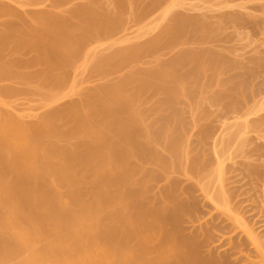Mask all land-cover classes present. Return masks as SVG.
Instances as JSON below:
<instances>
[{
  "label": "bare ground",
  "instance_id": "6f19581e",
  "mask_svg": "<svg viewBox=\"0 0 264 264\" xmlns=\"http://www.w3.org/2000/svg\"><path fill=\"white\" fill-rule=\"evenodd\" d=\"M32 1L34 2V0ZM104 1L106 2L107 0ZM104 1L82 0L78 2L80 3V7L77 4L75 5H77V10L80 13L82 12L81 10L84 9L88 14L100 11V16L103 5L105 7L108 6V3L106 4ZM113 1L111 7V0L109 2L110 14L111 11L120 14L121 12L118 10L123 9L124 11L126 3L129 2V0L125 2L124 0H117V6L114 7L113 5L115 2L113 4ZM208 1L213 2L214 0ZM224 1L226 2V0H222L221 3ZM229 1H231V6H233V8L227 7L228 11L227 9L221 11L225 13L224 16L222 13L220 18L214 16L216 23L218 22V25L221 23L224 25H226L225 23H234L235 27L231 24L234 28V33L245 35V37L246 35H248L247 37H256V34L251 35L252 31L254 29H261L258 34L263 36L264 33L262 34L261 32H264V0H227V6L230 5ZM234 1H238L239 5L241 3H239V1H242L241 5H238L239 8L237 5L235 6L236 10H234V5L236 4ZM36 2H38V0H36ZM174 2L175 0L173 3ZM28 3L29 1L27 0H0V20L2 21L1 18L4 17L6 13L8 15L5 16V19L2 21V24H5L3 28L0 23V264H213V261L210 262L212 256L209 263V259L207 261L204 260V263L202 261L199 263V253L196 249L197 246L194 245L196 242L193 243L194 240L181 239L179 237L181 235L178 231L171 227L174 223L173 221L176 220L177 222V219H179L180 213L176 216H169L171 206L168 210V201L171 199L169 200L168 198L167 204L165 200L163 201V199L167 198H164L162 195L163 193H161L165 190V186L163 187L164 190L160 189L157 191L156 188L158 189V185L155 187L156 183H153V185H155L153 190H155L154 193H151L156 194L157 191L159 195L161 191V198L157 197L156 194L153 200V195H151V197L149 195L150 191L148 193L149 183L151 191H153L152 182L150 180L156 176L159 178L161 175L164 177V181L162 182L166 181L167 183L164 193H167L168 183L170 186L172 185V187L177 188L176 184L179 180L180 184L182 183V185L179 186L183 188L184 179H175L171 176L168 178L167 174L169 175L170 171L168 173H165V171H167V167L169 168L168 170L173 172L171 167H174L175 160L176 163L178 162V165H180L184 160H189V158H187L189 155L191 162L192 154L189 153L192 152L190 148L187 147L190 151L188 152L186 146H182L181 149L179 147L177 150L178 152H175L176 155L174 154L176 159L171 160L174 161V164H171V161H167V166L166 161L160 158L158 154L159 152H163V150L154 138V134L150 133L151 130L146 124V121H142V119L138 117L139 115L137 116L138 108L140 107L135 105L133 98H130L133 94L131 93L128 95V93L131 92V90L128 89V87H130V84L128 85L127 82L128 80H125L123 84L120 83V86L118 78V82L116 81L115 83H110L108 81L109 75L105 79L106 74L104 71L109 68V63L111 61L114 62V60L120 61L125 54L124 52L122 57L118 58L121 54V50L123 49L124 51V48L130 49L132 43H136V48H134L133 51L135 50L136 52L138 50L139 53L140 48L137 49V47H139L137 43L140 42L139 44H141V41L137 42L135 40L134 42L130 39V44L128 38H126L127 40L125 38H123L124 40L118 38V41L114 39V41L117 42L102 43V45H96L85 50L86 52L83 55V60L81 59L82 61L78 62L76 61L77 59L74 60V58L79 52L81 39L75 36V30L73 35L66 36L65 34L67 37L66 39L63 34L65 29L60 26L59 29L54 26L52 27L48 24V17H43V19H41L42 13H46V16L47 13H50L49 17H51V19L49 20L54 19L53 23H55V20L58 22L60 13L64 15V13H71L72 10L74 12L76 8V6L72 4L74 1L68 3V5L65 3L66 5L63 7H60V5L57 7V5L55 6V4L51 3L54 6L50 4L53 6L50 7V9H47V6L45 7L43 4L40 5L41 3H36L35 5ZM173 3L171 1V5ZM219 3L216 5L219 6ZM232 3H234V5H232ZM151 4L153 3L151 2ZM27 5L28 7L29 5L32 7H36L37 5L41 6H37L34 11L32 10L33 13L41 14V18H36L35 16L33 17L34 20H31V17L28 19L27 15L25 18L23 13H29L28 9L32 8H28ZM131 5L133 6V4ZM134 5H136V3H134ZM167 5H169V3ZM171 5H169V8ZM176 5H178V2ZM221 5L222 4H220V6ZM44 7L46 8L45 10ZM112 7L113 9H111ZM109 8L107 7L108 10ZM88 9L91 12H89ZM230 9H232V12L229 11ZM242 9L245 11L241 12ZM29 10L31 11V9ZM77 10H75V12ZM246 10H250V12ZM251 10H256V13L254 12L255 15L261 12L259 13V16L260 14L261 16H253L250 14L252 13ZM105 11L103 7V12ZM1 13H4V16H1ZM13 13H22L23 17L22 15H13ZM172 13L171 11L170 14ZM51 14L54 17L53 19ZM54 14L57 16L59 15L58 18ZM88 14L86 20H91ZM94 14L93 17L95 16ZM203 14L204 11H202V15ZM106 15L107 13L101 15L99 20L102 18L101 20L103 21V17ZM118 15L116 14L117 17ZM107 16L109 17L110 15ZM165 16L168 18L167 15ZM204 16L207 19L208 16L205 14ZM37 17L39 16L37 15ZM94 18L96 19V17ZM163 18L164 16L162 15V21ZM166 18L163 24L166 22ZM109 19H111V16ZM206 19H201L204 24L203 26L201 22V27H203L202 30L205 28V25V30H207V23L211 17L209 20L207 19L208 21ZM212 21L214 25H216L215 21ZM83 23L82 20L79 22L82 26ZM157 23L159 25L160 21L155 24L157 25ZM214 25L213 29L215 28ZM218 25L216 26L218 27ZM221 26L222 25L219 27ZM239 26L240 31L236 29ZM215 30L216 29H214V31ZM217 31L215 35L218 37L219 32L223 31V26L221 31H218V34ZM72 32L73 31H68L67 33L71 34ZM140 32H144V30H140ZM214 33L215 32L211 34L214 36ZM74 37L79 39L80 43ZM259 39L261 41L260 37ZM125 43L127 44L124 47L123 44ZM128 43L130 44L129 48H127ZM9 47H11V49ZM16 50H18V52L22 50V56L20 53L18 54V52L15 53ZM31 50L33 53L31 52L32 54L29 56ZM28 51L29 53H27ZM105 51L111 53L108 55L109 58H106V56L104 57V54H106L104 53ZM135 52H133V54ZM25 53L29 56V59ZM101 54H103V57H101ZM24 55L26 58H24ZM35 63L36 69L32 70ZM28 64H32V68ZM38 64L40 65L39 69L37 66ZM153 66L154 64L151 68H149L150 66L148 67L150 69L149 72L153 74L151 70H153V72L156 70L159 75L157 80H170L177 76V71L171 68L167 67V69L166 67L157 66L153 68ZM136 67L139 66L135 65L134 70H132L133 66L132 68L130 67L126 76L124 75V78H128V74H131L129 79L133 76L132 74L136 75V71L138 73ZM71 71L74 72V77L70 74ZM68 72L69 75H67ZM90 72L91 74L92 72L93 74L97 72L99 76L104 74L103 76L101 75L104 81L100 77V81L98 82L96 81L93 83L92 80V85L91 82L89 83L91 79H87L88 75L89 77L91 76L89 74ZM98 72L102 73L98 74ZM81 74L83 75L82 78L79 77ZM70 75L72 76V78H70L72 80L69 81L67 78ZM84 75H86L87 78ZM95 75L94 77L97 76ZM121 78L123 79L122 75L119 76V80ZM132 79H134V76ZM144 80L147 81L148 79ZM67 81L68 83L72 81L70 85H66L68 88L64 90L60 89L62 84ZM126 82L128 87L124 85ZM140 82L139 80V83ZM135 83L137 84L138 82L135 81ZM59 85L61 86L58 90L57 87ZM133 85L135 87V84ZM122 86L127 87L129 92L126 88L124 90L127 92L122 90ZM144 87L147 89L146 84L142 89H145ZM19 91L21 93L24 91L30 93L29 95L32 94L39 97L37 98V102L34 101L36 98L33 100V96L31 95L32 98L31 96L30 98L32 101L26 103L28 106L30 103H32V106L35 104L34 108L31 104L28 107L25 103H22L25 109L23 106V109L21 108V104L19 108H17V102L20 99L18 98L17 101V98L15 99L16 105L12 97H16L17 94L19 96ZM121 91L126 92V95H123ZM21 100L23 99L21 98ZM131 102H133V105ZM39 110L40 112H38ZM187 110L188 108L184 107V112ZM188 111L186 112L188 113V117L185 118V121H187L186 119H189V115H191L190 120L194 125L196 112L190 111L191 113H189ZM137 117L139 118L138 120ZM193 120L194 122H192ZM183 124L185 126L187 125V123ZM204 129L205 128L202 130ZM209 130L207 131L209 132ZM224 136H226V134H224ZM202 139L203 138H201V140ZM231 147L233 149V146ZM218 150L216 148L215 152L217 153ZM222 152L224 151L222 150ZM179 153H181L182 156L186 153L185 157L187 159H185V157L182 158ZM178 154L183 159L182 161ZM157 156L159 159H157ZM226 156L227 159L230 158V155L228 156L227 154V149ZM150 160V165H154L152 161L156 163V165L151 168L149 165ZM146 161H148L146 166H149V168L145 166ZM190 162L188 161V164L192 165V162ZM220 162V165H218V162L216 164L218 165V167L216 166L217 169H213L214 172L215 170L219 171L215 174L216 177L214 174L211 175L210 172L208 173V171L212 169L211 166L210 169L207 168V171L205 170L206 168L204 170L206 175L210 174V178L214 175L213 177L217 179V182L219 181L220 184H223L228 177L224 175V169L221 168V165L224 168L223 161L219 160V163ZM170 164L172 166H170ZM183 166L184 164H182L181 168H183ZM140 170L142 172H140ZM137 171H139L138 175H142L138 176L136 174ZM186 171L188 170L185 169V173ZM200 173L201 172H198V174ZM188 174H190L191 177L193 176V173L190 171ZM201 174L202 177L205 176L204 172ZM201 174V180L198 181L200 186L206 179L208 180V176H206L207 178L205 180L203 178L204 181H202ZM222 177L225 178L223 182ZM194 178L196 179V177L193 176L191 180ZM198 178L199 176L197 180ZM215 178L212 179L215 180ZM185 181L189 180L185 179ZM159 183L160 181L158 184ZM141 184L144 190H141ZM194 186L197 185L194 184ZM227 186L228 183L223 184V188ZM145 187L148 188L146 192ZM172 187H169L170 192L171 189L174 190ZM210 188L211 190L209 191L208 189ZM180 191L182 194L183 190L180 189ZM208 191L209 193H207ZM211 191H213L212 187H206L205 191V187L202 186L201 192L207 197H205V199L211 198L210 200H212L213 203L216 202V204H214L216 205L215 209L217 205L220 210L223 209L218 217L224 212L223 217L225 219L224 214H228L226 216L227 220H225L226 222L230 220L231 224L234 226L231 225L229 227V222L227 227H235L234 231L227 229V231L232 233L230 237L228 236L229 233H226V237L228 236V238L225 239L228 240V244L230 245L228 246L231 247V249L233 247L235 248L237 244H239L237 241L240 237H244L251 244V248L256 252V264L264 262V236L261 240L259 236L256 235L257 231L255 233V229L253 230L251 227L252 225L249 226V223H247L246 217L244 216V219L241 216L242 212H237L238 215L236 214L235 211H237V209L233 201L232 207L234 208L230 207L231 201L228 202V198L226 197V194L230 196L229 193L224 191L220 192V195L223 198L225 197L222 203L221 197V200L218 202V195V200H215V197L212 199V196L216 195H213ZM176 192L177 190L174 191V194H176ZM184 194L185 193H183V195ZM210 194L212 195L210 196ZM183 195L181 196L183 197ZM171 196L173 195L171 194ZM181 196L179 195L180 198H182ZM160 199H162V202ZM178 200L180 199L178 198ZM176 203L172 201L171 205H176ZM178 204L179 207L177 209H173L172 205V210L174 212L178 209L182 210V203L180 204L178 202ZM219 209H217V212ZM232 210L235 211L233 212ZM184 215L185 212L183 213V217ZM203 228L205 227L203 226ZM257 228L259 230V225ZM239 233L240 236L237 237L239 239L235 238ZM222 235L224 236L225 234ZM240 240H242V238ZM197 243H199L200 246V242L197 241ZM250 251H252V249H250ZM237 253L238 252H236V260H244L246 263L249 261V264H255V259H253L251 255L250 257L247 254H241L242 252H239V254H241L239 256ZM201 254L204 255L203 253ZM204 256H202V258ZM206 256L208 257V255ZM232 258L231 256V259ZM258 259L261 260L258 262ZM221 262L222 260L220 263Z\"/></svg>",
  "mask_w": 264,
  "mask_h": 264
},
{
  "label": "rangeland",
  "instance_id": "374dc122",
  "mask_svg": "<svg viewBox=\"0 0 264 264\" xmlns=\"http://www.w3.org/2000/svg\"><path fill=\"white\" fill-rule=\"evenodd\" d=\"M27 1H29L28 4L31 3V5L32 4L35 5L36 3L37 4L41 3L40 5L43 4V6L45 7L47 6V9L48 8L50 9V7L54 6L53 4H55V6L57 5V7L58 5H60V7L61 6L63 7L66 4L68 5V3H72L74 1V3H72L73 5L75 4L79 5L80 3L78 2H81L82 0H70V2L69 0H45V1L38 0V2L34 0L35 3L32 0H27ZM90 1H96V0H90ZM112 1L113 0H111V2L110 0H107L106 2L104 1V3L106 4L108 3V6L105 7L103 5L104 10L106 11L103 12V7H102L101 9L102 13L100 14V16H99L100 11L99 12L92 11L93 13L88 14V12L85 11L84 8H83L84 10H81L82 12L80 13L77 10V5H75L76 6L75 10H77L76 11L77 13L75 12V10L74 12L72 10L71 13L70 12L67 14L64 13V15H61L60 13L59 18H58L59 15L57 16L56 14H54L58 18V22L57 20H55V23H53L54 17L52 16V14L51 16L53 20H49L51 19V17H49L50 13H47V16H46V13H42V18H41V14L33 13L34 9H36L38 5L36 7L34 6L32 7L29 5V7H32V8H29L27 5V7L31 9V11L32 10L33 11L31 13V11L28 9L29 13H23V15L24 17L27 15L28 19H30L31 17V20L35 16L36 18H41V19H43V17L44 18L48 17L47 19L48 24H50L52 27L54 26L55 28L59 29V26H60L61 28L66 30V32L65 30H64V33L62 32L64 36L65 34L66 36L73 35L74 30H75L76 32L75 36L76 37L78 36V38L81 39V44H79L80 48L78 50L79 52L77 53V55H75V58H74V60L77 59L76 61L78 62L83 60L82 58H83L84 53L86 52L85 50H87L90 47H93L96 45H102V43L106 44V43H111V42H117L118 38L119 39L128 38L129 39L128 41L130 44H131L130 39L133 40L134 42L135 40L137 42L141 41V44H139L140 42L137 43L139 46L137 47V49L140 48L139 53H138V50L136 52L135 50L133 51V49L136 48V45H135L136 43H132V46H131L132 50L131 48L130 49L124 48V51L122 49L121 54L119 55L118 58H121L124 52L125 54L123 55V57L125 55L127 56H125L124 59L122 57L120 61L118 59H116L118 61H115V60L114 62L111 61L110 62L111 64L109 63L110 66L108 65L109 68H107V70L105 69L104 73L106 74L105 79L109 75L108 81L110 83H115L117 81V78H118L119 84L120 83L123 84L125 80L126 81L128 80L127 82H128V85L130 84V87H128L127 82L124 85L127 86L129 90H131V92L128 93V95H130L131 93L133 94V96L131 95L130 98H133L135 105L137 107H140L138 108L137 116L139 115L138 117L141 118L142 121L143 120L146 121V124L151 130L150 133L154 134L155 136L154 138L157 140V143L161 146L163 150V152L161 153L159 152L158 154L160 155V158L166 161L167 166H168L167 161L176 159L175 152L178 150L179 147L180 149L182 148V146L183 147L186 146V148L189 147L190 151L192 152V153H189V154H192L191 155L192 165L188 164V161L190 162V155L187 156L189 160L188 161L186 160L188 165L186 164L185 160H184L185 163L182 162L180 163V165H178V162L176 163V160H175V165H173L174 167L173 168L171 167V169H173V172L171 170H168L169 168H167L166 164L164 163V166L167 169L165 173L166 172L168 173L170 171L169 175L167 174L168 178L171 176L172 178H175V179H181V178L184 179L183 186H182L183 188L179 186V185H182V183L180 184V180H179L178 183L176 184L177 188L172 187V185L170 186L168 183L167 193H164V191H166L167 183L166 181L162 182L164 181L163 175H161L162 177L159 176V178L158 176H156L155 178L150 180L152 182V190H153V187L155 186L153 185V183L154 184L156 183L155 187H157L158 185V189L156 188L157 191L160 189L164 190L163 187L165 186V190L163 192L161 191L160 192L163 193L162 195L164 198H167V199H163V201L165 200L167 204L168 202L170 204V205L168 204L169 206L168 210L170 209V206H171V209L169 210L170 213L168 211L169 216H176L178 215V213H180L178 217L179 219H177L178 223L176 222V220H174L173 222L174 223L176 222V223L174 224L172 222L173 224L171 225V227L173 229L175 228V230L178 231V233L181 235L179 236L181 239L190 240V241L194 240L193 243L196 242L194 245L197 246L196 249L199 253L198 255L199 256L198 261H200L199 263H201V261L203 262L204 260L207 261L208 259H209L208 260V263H209L210 258L212 256L210 262L213 261L212 262L213 264H249L250 263L249 261H248L249 263L248 262L246 263V261L244 262V260L243 261L236 260V252H238L237 255L239 254V252H242L241 254H247L248 256L251 255L252 258L255 259L254 263L256 264V261H257V258H255L256 252L253 250V248H251V244L248 242L246 238L240 237V239L242 238V240L237 238L240 236V233L238 236L235 237L239 239L237 241L239 244H237V246L235 248L233 247L232 249L231 247H229L230 246L228 244L229 242L225 238H228V236L230 237L232 233L227 231V229L228 230L231 229V231L232 230L234 231L235 227H232L233 229L227 227L229 222H230L229 227L232 225L230 220L229 222L228 221L226 222L227 220L226 216L228 214L226 213L224 214L226 220L223 217L224 212L222 213V215L218 217V215L223 211V209L220 210L218 205H217L218 208L216 207L215 209L216 205L214 204H216V202L213 203V201L210 200L211 198L206 200L205 199L206 195H204V193H202L201 190H202V186L205 187V191H206V187L208 188L212 187L213 191L211 192H213V195H216V196H212V199H214L215 197V200L216 199L218 200L219 198L218 200L219 202L221 200L220 199L221 197L222 203L225 197L223 198L220 195V192L224 191L226 193H229L230 196L226 194V197L228 198V202L231 201V206H230V203H229V206L232 207L233 202H234V205L236 206V209H237V211L234 210L236 214L237 212H242L241 216L243 218L244 216L246 217V221L247 223H249V226L252 225L251 226L252 229L253 230L255 229L254 232L256 233L257 231L258 233V234L256 233V235L259 236V238L262 240V237L264 236V222H262L264 221V212H263L264 206H262L264 205V43H263L264 42L263 41L264 32L263 31L261 32L263 34L262 36L261 34H258V32L261 29L260 30L254 29L251 35L256 34V37L255 36L247 37L248 35H246L245 37V35L243 36V35L234 33V28H233L235 27L234 23L227 24L225 22L224 23L226 25H224L223 23L220 24L223 26V31H221L222 26L219 27L220 25H218V22L216 23V19L214 18V16H216V18L217 17L220 18L222 13H223V16L225 13L221 11L226 10L227 7L233 8V6H231V1H229L230 5L227 6V3H226L227 0L226 2L224 1L223 3H221L222 0H214L213 2L208 1V0L207 1L205 0L204 1L203 0H181V1L178 0L177 1L175 0L176 3L178 2V5L180 4L179 8L175 2L173 3L174 0H170V1L169 0H166V1L156 0L157 2L155 0H133V1L129 0V2L126 3V8H124V11L123 9L122 10L117 9L119 12H121L120 14L125 15V16H122L119 13H113L112 11H111V14L109 13L110 12L109 4L111 3L110 4V7H111ZM116 1L117 0L113 1V4L115 2V4L113 5L114 7L117 6L116 4L118 1L117 2ZM125 1H128V0H124V2ZM171 1L174 5L173 4L171 5ZM151 2L153 4H151ZM240 2L242 3V1H239V3ZM134 3H136V5H134ZM166 3L167 4L169 3V5H171L170 8H169V5H167ZM217 3H219V6L216 5ZM234 3L236 4L234 5ZM234 3H232V5H234V10H236L235 6L236 5L238 6L239 4H238V1L237 2L234 1ZM50 4L53 6H51ZM131 4H133V6ZM220 4L222 5L220 6ZM192 5H195V6H192ZM38 7H41V6H38ZM45 7H44V10L46 9ZM107 7L109 8V10L107 9ZM190 7L193 10H191ZM111 9H113V7ZM171 11L173 12L172 14H170ZM202 11H204V14L208 16L207 17L208 20L211 17L209 21L205 18L204 14L202 15ZM229 11L232 12V9H230ZM242 11H245V10L242 9L241 12ZM89 12L91 11L89 10ZM248 12H250V10ZM254 12L256 13V10L252 11V13L250 14H252L253 16H256V15L259 16V13H261V12H258L255 15ZM104 13L105 14L107 13V15H110L111 19H109L110 16L108 17L106 15L107 17L106 16L103 17V21L101 20L102 18L100 19L101 20V23H100L99 17H101V15H104ZM112 13H113V16H112ZM87 14L90 15L91 20L89 19L86 20V18L88 17ZM93 14L95 15L94 17H96V19L93 17ZM116 14L117 15L119 14L120 17L119 15L117 17ZM13 15L20 16L22 15V13L21 14L13 13ZM37 15L39 17H37ZM162 15L164 16L163 21H165L164 20L166 18L165 15L168 16L164 24H163V21L161 20ZM1 16H4V13H1ZM5 16H8L7 13ZM5 16L1 18L2 21L5 19ZM200 18L206 19L208 23L210 22L209 24L206 22L208 26L207 30H205L206 25H205V28L202 30L203 27H201V22L203 20L201 21ZM199 19H200V22H199ZM81 20L82 22H84L83 23L84 28L81 25L82 23L79 24ZM212 20L215 21L216 25H218L219 28L216 25H214ZM2 21L0 20L1 24H2ZM158 21H160V23L159 25L157 23L158 25L157 26L155 23ZM167 21H168V25H167ZM211 21H212V24H211ZM152 24L154 25V27ZM231 24L233 25V27L231 26ZM202 25L204 26L203 22H202ZM213 25L215 27L214 29H216L215 31L213 29ZM4 26L5 24H2V28ZM209 27L211 28V30ZM239 28L240 26L237 27L236 29H239ZM212 29H213V32H215L214 36L213 34H211L213 33ZM217 29L218 31H221L219 32L218 37L217 35H215ZM140 30L141 31L144 30V32H140ZM68 31H73V32L69 34L67 33ZM218 31H217V34H218ZM238 31H240V29ZM76 37L74 38L76 39ZM259 37L261 38V41ZM79 39H76V40H78V42L80 43ZM114 39L117 41H114ZM129 43H128L127 48L130 47ZM126 44L127 43L123 44V46L125 47ZM133 44H134V47H133ZM9 48L11 49V47ZM21 51L22 50L18 52V50H16L15 53L18 52V54L19 53L21 54ZM31 52L32 50L30 51L29 56H31V54L33 53ZM133 52L135 53L133 54ZM27 53H29V51ZM104 53H103L104 57L106 56V58H109L108 55H110L111 53L109 51H105ZM103 54H101L102 56L101 55L100 56L103 57ZM25 55L27 56L26 53ZM25 55H24V58H26ZM29 56H27L28 59H29ZM182 58H183V61H182ZM153 64L155 66V67L153 66V68H156V66L171 68L172 70L177 71V76L170 80H159V79L157 80V78L159 77L158 72H156V70H154V72L153 70H151L153 74L149 72L150 71L149 68H151ZM35 65L36 63L34 64L33 68L31 66L32 70L36 69ZM135 65L139 66V67H136V70H138V73L136 71V75L137 74L138 75L136 76L132 74L135 80L132 79L133 76H131V78L129 79L131 74L127 75L128 78L126 77L124 78V75L126 76V73H128L130 67L132 68L133 66L132 70L135 69L134 68ZM37 66L39 69L40 65L38 64ZM73 73L74 72L71 71L70 74L73 75ZM100 73L98 72V74ZM89 74L91 76L89 77L88 75V78L86 75L84 76H86L87 79H91L89 83L91 82L92 85L96 81L97 82L100 81L99 78L101 77L102 74L100 76L97 75V72L96 73L94 72V74L93 72L92 74L90 72ZM67 75H69V72ZM94 75L96 77H94ZM121 75L123 79L121 78L119 80V76ZM79 77L82 78L83 75L81 74V76L79 75ZM70 78H72L71 75L67 79H69L70 81L72 80ZM81 78H78V79H81ZM144 79H148V80L145 81ZM92 80H93V83H92ZM139 80L141 81L140 83H139ZM135 81L138 83L136 84ZM144 81L147 86V89L145 87H144L145 89H142V87L145 86ZM70 83H68L67 81L63 83L62 86L59 85L57 89L59 90L60 86H61L60 89H63V90L65 88L67 89L68 86L66 85L68 84L70 85ZM133 84H135V87ZM139 84L141 85V87ZM127 87L122 86L123 88L122 90H124L125 88L127 89ZM128 89L127 91L129 92ZM126 92H122L123 95H126ZM22 93L20 92L19 96L17 94V96L15 95L16 97H12L14 98V103L18 100V98L20 99L17 102L18 103L17 108H19V105L21 104L20 106L23 109L24 106L22 105V103H25V105H27L26 104L27 102L32 101L31 99L32 96H33V100L36 98L34 101H37V98H39L36 95L31 94L32 95L31 96L29 95L30 93H27L24 91ZM28 96H29V99H28ZM21 98L23 100H21ZM132 103L133 102H131V104ZM30 104L32 106V103ZM34 106L32 107L34 108ZM184 107L188 108L189 111L188 110L187 111L189 113H191L190 111L194 113L196 112V116L193 113V115L195 116L194 117L195 122L194 120L192 121L195 123L194 125L193 123H191V120H190L191 115H189V119H186L187 121H185V118L188 117V113H186L187 111L184 112ZM38 112H40V110ZM42 112H45V111H42ZM42 112H41V115H42ZM185 113H186V116H185ZM138 117H137V120L139 119ZM197 122H198V125H197ZM183 123L185 124L187 123V125L185 126ZM205 126H207L208 128ZM203 128L205 129L202 130ZM207 130H209V132ZM224 134H226V136H224ZM201 138H203L205 142L203 139L201 140ZM221 145L223 146V148ZM230 145L233 146V149ZM216 148L217 150L220 148L221 149L218 150V152L216 153L215 152ZM226 149H227L228 156L230 155L229 159H227V156H226ZM237 149H238V152H237ZM222 150L224 152H222ZM187 151L190 152L188 148H187ZM232 152L234 155L232 154ZM179 154L181 155V153ZM179 154L178 156L180 157ZM221 154H222V157H221ZM185 156H186V153L184 156L181 155L182 158ZM182 158H181V161L183 160ZM187 158L185 157V159ZM157 159H159V157ZM219 160L223 161L224 168L222 167V165H221V168L224 169V172H225L224 175L228 177L227 180L224 181L223 183V184L228 183V186L224 188H223V184H220L219 181L217 182V179L215 178L216 177L215 174L219 171L215 170L214 172L213 170L214 168L217 169L218 165L221 164V162L219 163ZM148 161L145 162V166L148 163ZM152 162L154 165H156L154 161ZM217 162H218V165H216ZM150 163H151V160L149 162V165ZM171 164H174V161H171ZM171 164L170 166H172ZM182 164H184L183 168H181ZM153 166L151 164L150 168ZM210 166L212 167V169H210ZM147 168H149V166ZM207 168L210 169L208 173L210 172L211 175L214 174L215 177H213L214 176L213 175L210 178L209 177L210 174L206 175L205 170L207 171L208 170ZM185 169L188 170L186 171V173H185ZM189 171L193 173L192 175L194 177H196V179L194 178L196 181L194 179L191 180L193 176L191 177V175L188 174ZM202 171L205 174V176L203 177L201 174L203 173ZM138 172L139 171H137L136 173L137 175H138ZM140 172L142 171L140 170ZM198 172H201L200 174H201L202 181H204L207 178L206 176H208V180L210 181L206 179L204 183L201 182L203 184H201L200 186L199 185L200 183L198 181L201 179H200V174H198ZM141 175L139 174L138 176H141ZM198 176L199 178L197 180ZM224 177H222L223 178L222 182L223 180H225ZM212 178H215V180ZM185 179L189 181H185ZM159 181L160 183L158 184ZM192 183H194L198 187L194 186V184ZM148 185H149L148 193L150 191L149 195L150 196L153 195V200L156 194H157V197L161 198L162 195L160 196V192H159V195L157 191H156V194H152L154 193L155 189L151 191L150 183ZM142 186L143 185L141 184V187ZM169 187L170 188L172 187L174 190L171 189V192H170ZM148 188L145 187V192L147 191ZM175 189L177 190L176 194H174V191H176ZM180 189L183 190L182 194H181ZM141 190H144L143 187L141 188ZM208 190L210 191L211 188ZM209 191L207 193H209ZM183 193L187 195L184 194L185 195L184 197ZM171 194L173 196H171ZM179 195L180 196L183 195V197L181 196L182 198H180ZM211 195L212 194H210V196ZM217 195H218V198H217ZM168 198L169 200L170 199L171 200L167 202ZM178 198L182 201L178 200ZM160 200L162 202V199ZM158 201H159V198H158ZM172 201L174 203L177 202L176 205L172 204L173 209L174 208L177 209L179 207V204H178L179 202L180 204L182 203L181 204L183 207L182 210L178 209L174 212L172 210V205H171ZM238 206H239V209H238ZM217 209H219L220 212L219 211L217 212ZM184 212H185V215L183 217ZM221 216H222V219H221ZM183 218H184V221H183ZM258 225L260 227L259 230L257 228ZM203 226L205 228H203ZM226 233H229L227 237H226ZM222 234H225V235L223 236ZM196 240L200 242V246ZM229 249L231 252L229 251ZM250 249H252V251H250ZM201 253H203L205 256L202 255ZM241 254H239V256ZM206 255H208V257ZM202 256L204 257L202 258ZM231 256L233 257L232 259H231ZM218 259L220 261L222 260V262L220 263ZM227 259L228 261L226 262ZM259 260L261 259H258V262ZM260 263L264 264V262H259L258 264Z\"/></svg>",
  "mask_w": 264,
  "mask_h": 264
}]
</instances>
